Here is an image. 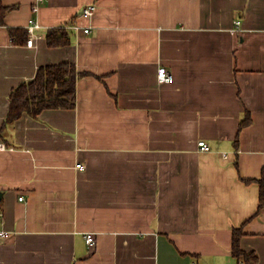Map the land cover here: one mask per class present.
<instances>
[{
  "label": "crops",
  "instance_id": "obj_1",
  "mask_svg": "<svg viewBox=\"0 0 264 264\" xmlns=\"http://www.w3.org/2000/svg\"><path fill=\"white\" fill-rule=\"evenodd\" d=\"M1 3L0 130L41 66L81 75L74 108L0 133V264H264V0ZM54 27L71 43L49 46ZM162 65L173 81H158Z\"/></svg>",
  "mask_w": 264,
  "mask_h": 264
},
{
  "label": "trees",
  "instance_id": "obj_2",
  "mask_svg": "<svg viewBox=\"0 0 264 264\" xmlns=\"http://www.w3.org/2000/svg\"><path fill=\"white\" fill-rule=\"evenodd\" d=\"M6 8L0 0V23L3 22V13ZM15 34L14 31H12ZM28 33V30L23 31ZM48 45L63 46L71 43L70 31L66 27L50 28L47 32ZM81 73L75 64L63 62L41 66L36 77L30 81H24L13 89L11 93L10 108L0 133L10 124L24 114L37 116L47 108H74L77 100V80ZM251 122L246 117L241 122V128ZM260 206L264 205V180H260ZM241 230L234 232V255L244 258L249 262L253 259V253H248L240 247Z\"/></svg>",
  "mask_w": 264,
  "mask_h": 264
},
{
  "label": "built area",
  "instance_id": "obj_3",
  "mask_svg": "<svg viewBox=\"0 0 264 264\" xmlns=\"http://www.w3.org/2000/svg\"><path fill=\"white\" fill-rule=\"evenodd\" d=\"M44 2V0H36V3L34 4V11H38L41 4ZM97 9V5L95 3H89L87 4L83 10L82 13L80 14V16L85 17V18H91ZM41 24L40 22L34 18L31 17L28 23V39H27V45L28 46H33L35 39H36V31L38 28H40ZM235 29L236 31L240 30L241 27V20L237 19L235 21ZM70 28L73 29L74 31H76L77 33H79L81 30H83L85 33H90L91 32V26H82L78 23H73L70 25ZM174 80V75L173 73L167 68V66L162 65L158 68V81L159 82H171ZM198 146L200 148V150L202 151H210L211 147L210 145L205 141V140H199L198 142ZM7 146L5 145V143H0V149H6ZM225 157H227V154H224ZM78 168H84L85 165L82 163H78L77 164ZM24 197L21 196L20 200H23ZM0 215H3V210L2 208H0ZM8 235V231L6 230H0V236L1 237H6ZM86 241L88 243V245L90 246L91 249H94L96 247L97 244V238L96 235L94 233H88L86 235Z\"/></svg>",
  "mask_w": 264,
  "mask_h": 264
},
{
  "label": "water",
  "instance_id": "obj_4",
  "mask_svg": "<svg viewBox=\"0 0 264 264\" xmlns=\"http://www.w3.org/2000/svg\"><path fill=\"white\" fill-rule=\"evenodd\" d=\"M1 194V193H0Z\"/></svg>",
  "mask_w": 264,
  "mask_h": 264
}]
</instances>
